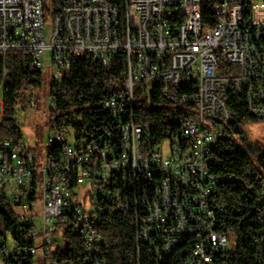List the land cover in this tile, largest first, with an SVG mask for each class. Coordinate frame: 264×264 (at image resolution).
I'll list each match as a JSON object with an SVG mask.
<instances>
[{
	"label": "built area",
	"instance_id": "2783aa9c",
	"mask_svg": "<svg viewBox=\"0 0 264 264\" xmlns=\"http://www.w3.org/2000/svg\"><path fill=\"white\" fill-rule=\"evenodd\" d=\"M53 8L46 34L45 0H0V89L10 51L24 54L39 80L16 115L35 109L34 90L47 86L53 111L54 84L71 75L76 57L108 70L123 53L126 66L103 102L108 121L90 136L57 125L54 112L40 155L22 128L17 137L0 136V188L19 224L15 237L0 229V264H59L52 256L65 232L86 241L84 264H106L95 229L100 201L132 215L153 264L184 244L179 264H232L233 223L247 210L252 245H263L254 225L260 220L264 230V177L247 184L231 172L224 140L231 89L248 114L264 119V0H54ZM157 90L170 107L163 121L174 127L158 142L137 123V108L153 105ZM3 113L4 96L0 124ZM233 183L242 187L238 198L221 203L219 186ZM253 258L264 264L263 255Z\"/></svg>",
	"mask_w": 264,
	"mask_h": 264
},
{
	"label": "trees",
	"instance_id": "16d2710c",
	"mask_svg": "<svg viewBox=\"0 0 264 264\" xmlns=\"http://www.w3.org/2000/svg\"><path fill=\"white\" fill-rule=\"evenodd\" d=\"M206 21L212 23L214 18L206 9ZM24 54L10 51L5 63L8 68L6 87L4 89V113L0 124L1 137H17L21 132V125L16 115V106L26 103L27 92L34 88L39 81L33 79V73L25 66ZM126 58L120 53L112 69L105 70L98 64H90L76 57L72 62V73L61 81L55 82L58 103L53 109L56 114V124L63 127L74 126L90 136L98 127L108 121V114L103 108L106 97L114 93L113 79L124 72ZM3 68V57L0 54V75ZM167 100L157 90L153 96V105L137 108V123L149 125L155 141L165 139L174 131V127L163 120L170 110ZM228 104L233 109V120L227 128L228 137L224 144L229 149L225 154V162L230 165L229 170L245 179L247 184L264 177V147L243 136L242 126L250 121H259L248 114L243 96L231 89L228 93ZM76 116L82 121L76 122ZM240 185H220L219 201L224 204L235 202L241 192ZM101 209L97 217L99 224L96 233L104 241L102 256L106 264H153L148 247L143 243L138 246L133 217L128 212L121 211L112 201H100ZM260 212L264 213V203L260 205ZM253 216L251 210L238 217L233 223L237 235V242L229 252L232 264H257L254 254L264 256V244L252 245V236L248 230L253 225L249 218ZM256 216V215H255ZM257 234L264 236L260 220L254 225ZM18 216L7 199L4 189L0 188V229L17 235ZM4 233V232H3ZM65 244L53 251L52 258L59 264H84L86 258V241L74 232H65ZM187 244L182 245L162 264H179L185 255Z\"/></svg>",
	"mask_w": 264,
	"mask_h": 264
},
{
	"label": "rangeland",
	"instance_id": "374dc122",
	"mask_svg": "<svg viewBox=\"0 0 264 264\" xmlns=\"http://www.w3.org/2000/svg\"><path fill=\"white\" fill-rule=\"evenodd\" d=\"M54 0H45V33L49 34L54 16ZM34 95L39 101L35 109L28 108L17 115L18 122L21 125L22 131L25 135L26 141L33 147H38L39 155L44 150V142L47 132L50 129V121L48 118L51 113V97L47 86L46 89L34 90ZM4 92L0 89V98H3ZM4 116L1 117L3 119ZM243 136L248 137L251 141L258 143L264 147V119L259 121H250L242 126ZM73 140V135L70 136ZM164 148L168 149V142L164 143Z\"/></svg>",
	"mask_w": 264,
	"mask_h": 264
}]
</instances>
